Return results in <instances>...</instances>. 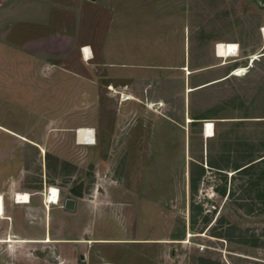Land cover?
I'll return each mask as SVG.
<instances>
[{"label":"rangeland","instance_id":"obj_1","mask_svg":"<svg viewBox=\"0 0 264 264\" xmlns=\"http://www.w3.org/2000/svg\"><path fill=\"white\" fill-rule=\"evenodd\" d=\"M177 9L186 15L177 43L183 50L186 37L194 71L123 77L127 94L98 84L89 100L81 86L70 96L71 87L61 86L51 98L44 85L51 68L41 55L27 58L45 66L41 93L31 96L35 87L17 77L22 54L0 39V193L9 217L0 218V264H264L261 165L253 174L231 166L244 161L242 150L264 152V7L170 0L171 13ZM217 40L239 45L238 55L213 65L221 61ZM61 63L76 66L75 55ZM204 121L213 122L210 137ZM79 127L93 129L94 145L76 142ZM209 157L227 166L219 172L206 164ZM192 160L206 169L193 190ZM51 187L59 202L44 205ZM71 188L81 191L74 211L62 207ZM15 192L29 193L30 201L14 202ZM227 224L236 227L219 233ZM47 234L53 241L19 240Z\"/></svg>","mask_w":264,"mask_h":264},{"label":"crops","instance_id":"obj_2","mask_svg":"<svg viewBox=\"0 0 264 264\" xmlns=\"http://www.w3.org/2000/svg\"><path fill=\"white\" fill-rule=\"evenodd\" d=\"M180 21L184 33L186 15L180 9L171 13L170 0H0V39L9 52L22 54L17 77L20 84L35 87L31 96L41 93L37 86L43 84L40 70L44 65L28 63V56H46L51 72L44 85L51 98L61 86L71 87L67 96L74 95L75 86H81L79 95L89 100L91 87L98 84L120 85L119 92L127 94L123 77L140 72L179 68L188 76L194 70L188 66L186 37L183 50L177 43ZM68 54L75 55L76 66L61 63ZM226 60L221 58L213 65ZM11 71L9 68L7 73L12 77L15 71ZM3 215L2 219H9L5 209ZM47 237L50 235L19 240L44 242Z\"/></svg>","mask_w":264,"mask_h":264},{"label":"bare ground","instance_id":"obj_3","mask_svg":"<svg viewBox=\"0 0 264 264\" xmlns=\"http://www.w3.org/2000/svg\"><path fill=\"white\" fill-rule=\"evenodd\" d=\"M261 36L264 40V25L260 29ZM239 45H236L235 43H229V42H218L215 46V54L218 57L226 59L229 56H237L239 51L238 48ZM86 52H90L88 50V47L85 48ZM88 50V51H87ZM123 96V95H122ZM129 99V98H126ZM190 121V119H188ZM203 133L204 137H210L214 134V125L211 121H204L203 125ZM75 140L77 143L81 144H87L89 146L94 145L95 143V137L93 129L87 128V127H79L75 132ZM13 200L16 203H28L30 201V194L26 192H15L13 195ZM46 203L52 205L59 202V190L55 187L49 188L48 192L45 194V200ZM4 201H3V195L0 193V218H4ZM45 242H50L51 239L48 237L44 240ZM4 242L12 243L14 242L11 238L8 240H5Z\"/></svg>","mask_w":264,"mask_h":264},{"label":"trees","instance_id":"obj_4","mask_svg":"<svg viewBox=\"0 0 264 264\" xmlns=\"http://www.w3.org/2000/svg\"><path fill=\"white\" fill-rule=\"evenodd\" d=\"M193 118H197L199 116H192ZM244 150H242L240 157L243 156L244 161L240 162L238 161V158L235 159V162L233 165V169L235 170L233 173H239V174H253V169L259 165H261V168L257 172L258 178H261L264 180V152L259 154L258 156L252 157L250 153H243ZM206 164L210 167L217 168V171L222 172L218 169H225L227 165H222L221 163L217 162L216 160L212 159V157H209L206 161ZM196 168H198L196 170ZM206 169L203 163L200 161H191L190 169H189V185L190 189H195L197 186V182L201 175L205 173ZM232 173V174H233ZM231 174V176H232ZM231 190H229L230 194ZM240 205H243V203H240ZM192 224H194V220H191ZM193 226V225H192ZM236 226L233 224H227L219 233L227 235L230 228H235Z\"/></svg>","mask_w":264,"mask_h":264},{"label":"water","instance_id":"obj_5","mask_svg":"<svg viewBox=\"0 0 264 264\" xmlns=\"http://www.w3.org/2000/svg\"><path fill=\"white\" fill-rule=\"evenodd\" d=\"M252 1H254L258 5V7H261V8L264 7V0H252ZM205 84H208V83L200 84L197 87L203 86ZM89 167H92V165H90ZM72 193H73V196L64 197L63 202H62V207L70 211H74L76 209L77 200L75 196H79L81 194V191L76 188H73ZM80 257L84 258V254H81ZM81 264H84L83 261H81Z\"/></svg>","mask_w":264,"mask_h":264},{"label":"built area","instance_id":"obj_6","mask_svg":"<svg viewBox=\"0 0 264 264\" xmlns=\"http://www.w3.org/2000/svg\"><path fill=\"white\" fill-rule=\"evenodd\" d=\"M119 94H122V93H119ZM122 96V95H121ZM121 96H120V99H121Z\"/></svg>","mask_w":264,"mask_h":264},{"label":"flooded vegetation","instance_id":"obj_7","mask_svg":"<svg viewBox=\"0 0 264 264\" xmlns=\"http://www.w3.org/2000/svg\"><path fill=\"white\" fill-rule=\"evenodd\" d=\"M72 189H73V188H71V192H72ZM78 190H79V189H78Z\"/></svg>","mask_w":264,"mask_h":264}]
</instances>
